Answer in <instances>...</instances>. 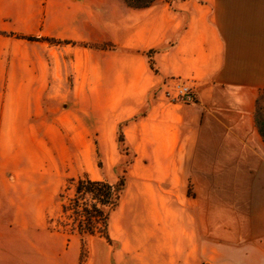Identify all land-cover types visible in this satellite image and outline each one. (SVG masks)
<instances>
[{"label": "crops", "instance_id": "1", "mask_svg": "<svg viewBox=\"0 0 264 264\" xmlns=\"http://www.w3.org/2000/svg\"><path fill=\"white\" fill-rule=\"evenodd\" d=\"M263 90L264 0H0V264H264ZM57 148L128 161L110 243L49 230Z\"/></svg>", "mask_w": 264, "mask_h": 264}, {"label": "trees", "instance_id": "2", "mask_svg": "<svg viewBox=\"0 0 264 264\" xmlns=\"http://www.w3.org/2000/svg\"><path fill=\"white\" fill-rule=\"evenodd\" d=\"M124 4L134 10L146 9L153 5L156 0H122ZM17 38H23L17 36ZM28 41H43L49 45L62 44L54 39H38L33 37L25 38ZM69 44V43H66ZM74 45V43H71ZM80 46H86L84 44ZM99 48H108L99 46ZM147 53L148 63L153 70L152 54ZM255 127L264 143V90L260 91L255 101L254 113ZM117 141L123 146V135L118 131ZM125 178L121 177L115 184L105 181L91 180L86 175L70 179L64 191H72L70 198H64V191L58 195L61 203V214L57 220L60 230L68 235H77L80 238L85 236H97L103 238L107 243L111 240L108 236V221L125 190Z\"/></svg>", "mask_w": 264, "mask_h": 264}, {"label": "rangeland", "instance_id": "3", "mask_svg": "<svg viewBox=\"0 0 264 264\" xmlns=\"http://www.w3.org/2000/svg\"><path fill=\"white\" fill-rule=\"evenodd\" d=\"M118 136V133H117ZM117 150L121 154H125L126 150L117 141ZM57 161H56V176L55 178L48 182V186L45 188V193L48 195L52 192H56V200L58 195L62 193L67 186V182L70 179H76L86 175L90 179L103 180L109 183L115 184L121 177L125 178L126 168L128 166V161L121 165L107 166L102 158L99 156L98 151L94 149L89 152V156L82 162L78 160L79 151L75 149H68L66 151L58 149ZM88 170L89 173H86ZM72 196V191H64V198H70ZM33 217H35L33 215ZM49 230L58 229L57 221L49 220ZM3 231H0V233Z\"/></svg>", "mask_w": 264, "mask_h": 264}, {"label": "built area", "instance_id": "4", "mask_svg": "<svg viewBox=\"0 0 264 264\" xmlns=\"http://www.w3.org/2000/svg\"><path fill=\"white\" fill-rule=\"evenodd\" d=\"M164 98L169 103L188 104L193 101V91L188 83L173 80L170 85H167L163 92Z\"/></svg>", "mask_w": 264, "mask_h": 264}]
</instances>
